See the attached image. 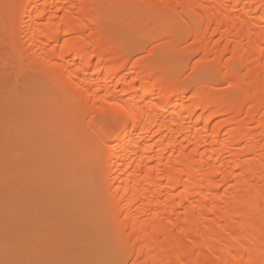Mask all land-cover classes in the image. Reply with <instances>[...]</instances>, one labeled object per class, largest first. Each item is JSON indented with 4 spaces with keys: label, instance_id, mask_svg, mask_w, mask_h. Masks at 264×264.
Instances as JSON below:
<instances>
[{
    "label": "bare ground",
    "instance_id": "1",
    "mask_svg": "<svg viewBox=\"0 0 264 264\" xmlns=\"http://www.w3.org/2000/svg\"><path fill=\"white\" fill-rule=\"evenodd\" d=\"M147 1L181 9L157 31L128 22L140 41L128 71L131 45L113 36L98 0H19L16 42L71 90L77 118L118 116L113 131L88 127L126 262L264 264V0ZM186 34L194 40L181 63L200 55L194 69L209 76L195 85L167 59ZM151 37L162 43L148 59ZM166 47L173 53L159 62Z\"/></svg>",
    "mask_w": 264,
    "mask_h": 264
},
{
    "label": "rangeland",
    "instance_id": "2",
    "mask_svg": "<svg viewBox=\"0 0 264 264\" xmlns=\"http://www.w3.org/2000/svg\"><path fill=\"white\" fill-rule=\"evenodd\" d=\"M98 2L104 20L113 24V36L135 52L127 71L140 57V41L126 29L128 22L157 31L158 25L167 26L169 17L181 9L174 3L175 12L160 13L147 0ZM19 4V0H0V264H129L122 245L124 233L116 219L111 220L114 210L109 213L111 209L103 205L104 170L100 150L94 146L97 138L88 127L93 119L113 131L120 120L112 111L91 117L82 112L84 116L77 118L80 110L75 109L71 90L63 91L66 87L58 77L48 74L41 62L37 64L25 44L16 42ZM188 15L195 19L191 9ZM193 40L194 35L186 34L176 46V55L166 47L154 57L159 62L176 59V72L195 85L209 76L194 69L200 55L181 63L182 53ZM211 40L217 42L218 35ZM161 43L159 37L149 38L144 56L152 58L150 49ZM217 86L229 89L225 81ZM58 186L60 200L56 195L60 190L52 193L55 197L48 192ZM46 197L53 198L52 203ZM118 238L122 244L114 240Z\"/></svg>",
    "mask_w": 264,
    "mask_h": 264
}]
</instances>
